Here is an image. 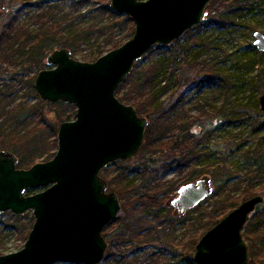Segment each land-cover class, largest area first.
I'll use <instances>...</instances> for the list:
<instances>
[{"label":"water","instance_id":"1","mask_svg":"<svg viewBox=\"0 0 264 264\" xmlns=\"http://www.w3.org/2000/svg\"><path fill=\"white\" fill-rule=\"evenodd\" d=\"M211 1L111 0V9L135 22V33L125 44L93 62L77 60L66 47L50 52L49 68L37 73L34 87L43 101L75 104L76 118L60 125L51 160L19 168L14 152L0 151V216L7 211L35 215L23 249L0 255V264L103 262L109 244L102 232L118 218L122 205L101 173L109 163L133 158L148 127V119L121 102L116 90L151 48L167 47L199 25ZM254 34V45L264 53V33ZM259 98L264 113V94ZM212 191L205 175L184 184L169 205L182 215ZM263 202L264 195L253 196L209 228L196 245L194 261L248 263L243 231Z\"/></svg>","mask_w":264,"mask_h":264},{"label":"rangeland","instance_id":"2","mask_svg":"<svg viewBox=\"0 0 264 264\" xmlns=\"http://www.w3.org/2000/svg\"><path fill=\"white\" fill-rule=\"evenodd\" d=\"M100 1L84 0L75 6L73 0L58 2L51 0H0V34L7 21L14 14L16 15L13 27L17 29V32H10L11 34L7 40L1 39L0 42L1 73L7 76L16 73L17 78L19 77V79H15L14 81L16 88L19 90L18 99L15 104L24 101L32 105L38 101L31 87V79L38 72L30 68L25 70L26 67L23 64L26 55L22 53V45L19 43L25 37L20 34L19 30L23 28L34 34L38 32L42 25V21H37L38 13L47 10L50 5H57L56 11L60 15L67 16L64 20H59V32H61L63 37L71 40L81 29L91 31L90 34L82 35L77 39L75 53H73L72 48H68L73 57L81 62H93L95 61L93 58L97 55L98 50H102L104 54L109 53L115 49L114 44L117 41L122 40L123 44H125L126 41L133 37L128 36L132 29L135 31V22L133 20L129 22L124 21V19L112 18L108 14L101 17L97 15L96 8L101 6L102 2ZM105 1L109 4L111 3V0ZM226 1L212 0L206 9V17L199 25L188 30L181 38L167 45V47L157 45L151 48L145 56L136 62L132 73L129 77L127 76V81L126 79L123 81H126V83L123 84L122 82L123 85H120V91L121 94L126 96L132 95L134 97L137 94L134 90L135 85L137 83L141 84L147 76H151L154 71L151 68L160 60L164 62V67L162 69L163 73L158 76L156 84L162 81L160 85L164 86L167 83L169 89L166 91L167 94L165 96H170L176 87L169 77L174 75L173 79H178L184 73H188V75L193 71L195 73L196 69H193L195 66L200 68L215 66L225 75L232 78V80L239 82L242 85V89L238 93L237 91L234 92L237 89L234 88V94H230L229 91L221 88L219 84L203 88L202 92L191 90L187 93V98L184 100V110L191 115H199L203 105L206 110H209L214 105L221 106L224 103L228 104H226L227 107L232 108L238 99L240 102L248 103V108L246 109L249 113V118L246 120L239 118L238 122L234 124L225 120L223 121L220 116H213L212 119L206 121L210 123L208 128H212L214 131L210 139L207 140L214 152L213 159L215 160L219 156H227L230 164L234 165L237 169L236 171L242 177L247 171V166L243 159V150H247L248 148L254 149L258 143H264V128L261 130L255 129L256 120H264V113L259 103V97L264 92L252 87L251 81L256 72L249 73V69L247 68L251 60L260 57V51L254 45V33L256 31L264 33V0H262V6L254 12H244L241 17L230 16L231 19L229 21H220L221 15L228 11L222 8V4H226ZM7 15L10 16L6 17ZM119 16L123 18L127 15L119 14ZM113 22L120 23L112 28L110 25ZM178 41L179 43L177 44ZM55 49L61 48L57 46ZM48 55L44 59L43 69L49 68L46 65ZM189 61L193 62L190 72L187 67ZM141 73H143L142 79L139 77ZM129 90L130 92H128ZM145 92L144 94H146ZM118 95L117 97L121 102L134 106L128 101L125 102L120 99ZM142 99L148 98L142 96ZM53 104L55 105H52L48 109L49 116L47 117L52 122H58L57 117L60 114L69 117L67 121L75 120L77 113V106L75 104L72 105L64 102ZM58 124L60 127L62 123L59 121ZM40 126H43V122L37 117L32 118L28 124L21 127V136L18 138L24 139L25 137L27 139L34 134H38V148H40L41 142H43L42 135L40 136L39 134V130H41ZM200 129V125H197L193 128V131L199 132ZM235 140L237 143L245 142L243 150L228 147ZM145 141L144 137L143 144ZM144 152L142 151L139 156L136 154L130 160H119L118 162L109 163L102 170L101 174L103 178L108 181V191H116L117 193L122 191L123 197H120L122 205L121 213L102 232L109 245L101 264H197L194 261L196 246L192 247L190 242L193 235L199 234L197 238L199 241L209 228L216 225L208 226V228L205 226L207 223L205 219H207V216L213 210V206H215L214 202L216 201L207 199V201L201 204L200 209L182 214L181 217L185 216V220L176 219L179 218L177 212L170 208L167 202L170 195L174 194L177 188L169 193L168 196H163L161 192H158L159 188L168 183L167 181H175V186L179 187L184 184L189 169L180 172L175 166L163 174L152 173V179H149L150 186H142L139 191L140 193H136L134 188L131 187L137 188L141 186L144 180V168L139 165ZM145 175L148 176L149 174L145 173ZM210 178L211 186L215 190L214 179L211 176ZM125 184L127 185L125 186ZM128 184H130L131 190L127 187ZM242 189V186L229 188L228 193L238 197ZM37 191H41V189ZM142 194L152 197L153 200L142 199V201H134L135 198L142 196ZM263 208L264 203L261 204L259 210L261 211ZM10 213L12 212L7 211L0 216V255L14 253L23 249L29 238L28 235L33 228H30L29 224L31 222L34 224L35 222V215H33L32 211L19 215L23 217L22 219L17 218L16 214L15 216L13 213V215ZM199 215L205 219L198 218ZM148 227L150 230L145 231ZM139 233L141 237H144V235L146 237L149 234L148 236L151 238L149 241H144V244L136 243L135 240ZM152 237L154 238L152 239ZM116 238H118L117 242H109L111 239ZM245 241L249 246V261L246 264H250L252 260L263 263L264 249L259 252L255 260L251 257V242L247 239ZM137 244L140 246H136ZM57 264L68 263L60 262Z\"/></svg>","mask_w":264,"mask_h":264},{"label":"trees","instance_id":"3","mask_svg":"<svg viewBox=\"0 0 264 264\" xmlns=\"http://www.w3.org/2000/svg\"><path fill=\"white\" fill-rule=\"evenodd\" d=\"M82 1L84 0H73V4L76 6ZM100 2H102L101 6L96 8L99 17L108 14L112 18L124 19V21L132 22V19L128 16L121 18L116 11L110 8V4L107 3V1L101 0ZM261 6L262 0H227L226 4H222V8L228 11L221 15L220 21H229L231 19L230 16L241 17L244 12H254ZM56 9L57 5H50L47 10L38 13L37 21H42V25L35 34L29 32L27 29L20 28V34L25 37L19 42L20 45H22V53L26 55L23 64L26 67L25 70L30 68L39 72L44 67L43 62L48 53L51 50L53 51L57 46L60 48H72L73 53H75L77 39L82 35L91 33L89 30L84 31L81 29L71 40L63 37L61 32H59V20H64L67 16L60 15ZM8 16L10 15L6 17ZM15 17L16 15L14 14L2 29L0 42L1 39L7 40L11 34L10 32H17V29L13 27L15 25ZM119 23L120 22H113L110 27L113 28ZM132 30L128 34L129 37H132L135 33V31ZM123 43L122 40H119L114 44V47H119ZM178 43L179 41L177 44ZM103 54L104 52L102 50H98L97 55L93 59L97 60ZM259 55L260 57L258 59L254 58V60L250 61L247 68L249 69V73L256 72V75H254L251 81L252 87L264 92V53L259 52ZM163 63L164 62L160 60L156 65L154 64L151 68L152 71L154 70L153 74L149 77L147 76L141 84L137 83V85H135L134 90L138 95L135 94L133 97L132 95L126 96L121 94L120 86L116 90V94H119L118 96L120 99L133 104L137 112L140 115L146 116L149 120V126L144 134L146 141L142 144L140 151L137 153L139 156L142 151H145L139 163L140 167L144 168V180L141 186L131 188H134V191L138 193L142 186H150L149 179H152V173L163 174L170 171L174 166L177 170H180V172L189 169L184 184L205 177V175H210L214 179L216 188L207 199L216 201L214 202L215 206H213L214 208L207 216V219L201 215L198 217L206 220L207 223L205 226L208 228V226L217 224V222L230 211L238 208L241 202L256 195H264V143L260 142L254 149L248 148L247 150H243L245 142L237 143L236 140L231 142V146H228L237 150H243L244 152L243 159L247 166V171L242 177L238 174L234 165L230 164L227 156H219L214 160V152L211 149V145L207 142L214 131L212 128H208L210 123L206 121L212 119L213 116H220L223 121L225 120L234 124L238 122L239 118L246 120L249 118V113L246 109L248 108V103L240 102L238 99L232 108L227 107L228 104L224 103L221 106L214 105L209 110H206L203 105L199 115H191L184 110V100L187 98V93L191 90H199L202 92L203 88L219 84L221 88L226 89L230 94H234L236 91L238 93L241 91L242 85L232 80V78L225 75L215 66H206L203 68L195 66L193 68L196 69L195 73L194 71L190 72L193 62L189 61L187 67L191 74L189 73L190 75H188V73H184V75H181L178 79H173L174 75L170 76V80L174 82L176 87L170 96H165L167 94L166 91L169 89L167 83L164 86L160 85L162 81L156 84V82H158V76L163 73ZM36 75L31 79V87L38 101L32 105L24 101L15 104L18 99L19 90L16 88L14 81L15 79H19V77L17 78L16 73L7 76L3 75L0 71V150L4 149L14 152L19 159V168H29L38 161L44 162L52 159L58 147V122L60 121L63 123L69 120V117H65L61 114L57 117L58 122H52L47 118L49 116L48 109L55 104L43 101L38 97L36 88L34 87ZM142 76L143 73L139 75L141 79ZM126 81L123 82V84L126 83ZM123 84H121V86ZM234 88L237 89L234 90ZM128 92H130V90ZM144 92L146 94H144ZM26 94L29 95L28 93ZM142 96H146L148 99H142ZM35 117L43 122V126H40L41 130H39V134L40 136L42 135L41 138L43 140L40 148H38V134H34L27 139L25 137L24 139L18 138L21 136V127L28 124L29 121ZM197 125H200L201 129L199 132H194L193 128ZM262 128H264V120H256L255 129L261 130ZM52 151L54 152L52 153ZM145 173L149 175L147 176ZM167 182L162 188L158 189V192H161L163 196H168L175 188H177V190L180 188L179 186H175V181L173 182L171 180ZM126 185L127 184H125V186ZM238 186L243 187L238 197L228 193L229 188H238ZM127 187L130 188V184H128ZM28 192L31 193L32 191ZM118 193L120 195L119 197H123L122 191ZM142 199L153 200L152 197L142 194V196L135 198L134 201L138 202L142 201ZM207 199L205 201H207ZM202 203L198 204L190 211L200 209ZM260 206L250 215V220L245 225L243 231V238L251 242V257L255 260L259 252L264 249V208L260 211ZM10 214L13 215L12 213ZM16 217L20 219L23 218L19 215ZM184 217L185 216L176 219L185 220ZM32 225L33 222L29 224L30 228L33 227ZM147 230H150V228H146L145 231ZM148 235H146V237L145 235L141 237L139 233L138 237L136 236L135 242L144 244V241H149L151 238ZM198 236L199 234L192 236V241L190 242L192 247L197 245ZM153 238L154 237H152V239ZM117 240L118 238L111 239L109 242H117ZM139 244L136 246H140ZM250 264H264V260L263 263L252 260Z\"/></svg>","mask_w":264,"mask_h":264},{"label":"flooded vegetation","instance_id":"4","mask_svg":"<svg viewBox=\"0 0 264 264\" xmlns=\"http://www.w3.org/2000/svg\"><path fill=\"white\" fill-rule=\"evenodd\" d=\"M148 124H149V120H148ZM192 182H193V181H192ZM189 183H190V182H189ZM185 184H187V183H185ZM182 186H184V184H183ZM182 186H180V188H181ZM180 188H179V189H180ZM179 189H178V190H179ZM178 190H176L175 193H176ZM115 192H116V191H115ZM116 193H117V192H116ZM175 193H174V194H175ZM174 194L170 195V197L168 198L169 200H168L167 204H168V206H169L170 208L174 209V210L177 212V215H178L179 217H181L182 215L179 214V212L177 211L178 209H176V208H174V207H172V206L169 205V201L172 199L171 197L174 196ZM118 196H119V194H118ZM119 199H120V197H119ZM191 210H193V209H191ZM188 211H190V210H188ZM188 211H186V212H188Z\"/></svg>","mask_w":264,"mask_h":264}]
</instances>
